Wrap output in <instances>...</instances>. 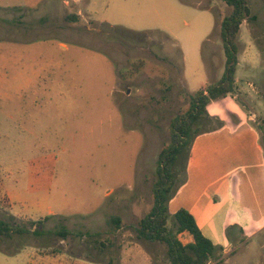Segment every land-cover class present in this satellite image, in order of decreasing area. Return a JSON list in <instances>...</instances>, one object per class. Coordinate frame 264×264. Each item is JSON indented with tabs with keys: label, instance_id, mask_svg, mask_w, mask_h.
<instances>
[{
	"label": "rangeland",
	"instance_id": "1",
	"mask_svg": "<svg viewBox=\"0 0 264 264\" xmlns=\"http://www.w3.org/2000/svg\"><path fill=\"white\" fill-rule=\"evenodd\" d=\"M247 1L256 20L236 38L246 79L208 104L192 143L223 124L217 108L229 101L264 143V0ZM229 11L220 0H0V219L28 230L0 236V264H168L164 243L137 237L138 221L171 119L223 74ZM244 44L256 54L250 71ZM224 232L230 246L209 264H264V225Z\"/></svg>",
	"mask_w": 264,
	"mask_h": 264
},
{
	"label": "crops",
	"instance_id": "2",
	"mask_svg": "<svg viewBox=\"0 0 264 264\" xmlns=\"http://www.w3.org/2000/svg\"><path fill=\"white\" fill-rule=\"evenodd\" d=\"M250 33L248 29L246 42ZM263 48L264 45L260 53L264 59ZM244 49L245 44L241 51L245 56H251V61L247 59L240 68L241 71H250L256 54L249 53L250 48ZM239 62L237 58V66ZM241 79L245 81L246 77L237 78L235 72L236 88ZM218 101L221 103L227 99ZM228 104L217 108L222 113V126L195 138L187 167V182L168 204L171 213L180 208L191 212L203 235L221 246L223 251L230 246L224 232L227 222L239 224L244 229L264 225V143L261 131L251 123V117L240 113L239 106L235 103L233 106L230 101Z\"/></svg>",
	"mask_w": 264,
	"mask_h": 264
},
{
	"label": "trees",
	"instance_id": "3",
	"mask_svg": "<svg viewBox=\"0 0 264 264\" xmlns=\"http://www.w3.org/2000/svg\"><path fill=\"white\" fill-rule=\"evenodd\" d=\"M229 9L220 23L222 46L225 56L224 71L221 78L207 83L200 90L189 95L188 108L173 117L169 123V143L163 147L157 159L156 180L152 186L153 204L150 211L138 221L137 237L151 242H161L166 245L168 264H209L212 260L221 261L223 248L206 238L199 229L191 212L184 208L178 209L172 216L168 213V201L174 195V187L178 177L177 167L190 154L195 134L199 133L196 124L205 118L207 106L211 101L232 96L236 91L235 72L237 67L238 45L236 38L244 20H256L251 14L247 0H220ZM68 19L76 20L78 15H70ZM139 63V64H138ZM134 64L132 69L121 72H137L141 62ZM222 126L219 125L217 128ZM172 217V227L168 225ZM46 216L45 219H48ZM119 227L118 217L112 218ZM28 232L22 226L5 219H0V236L11 237L12 234ZM61 236L70 233L60 228L56 231ZM186 232L192 240L186 243L178 238Z\"/></svg>",
	"mask_w": 264,
	"mask_h": 264
}]
</instances>
